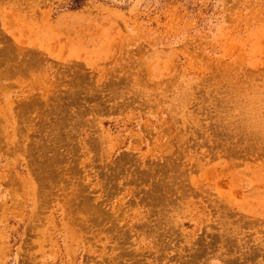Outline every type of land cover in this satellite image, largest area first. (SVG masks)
<instances>
[{"label": "rangeland", "instance_id": "374dc122", "mask_svg": "<svg viewBox=\"0 0 264 264\" xmlns=\"http://www.w3.org/2000/svg\"><path fill=\"white\" fill-rule=\"evenodd\" d=\"M0 264H264V0H0Z\"/></svg>", "mask_w": 264, "mask_h": 264}]
</instances>
